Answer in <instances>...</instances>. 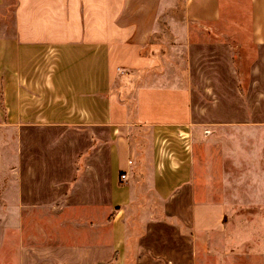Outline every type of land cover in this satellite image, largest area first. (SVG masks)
Instances as JSON below:
<instances>
[{
  "label": "crops",
  "instance_id": "obj_1",
  "mask_svg": "<svg viewBox=\"0 0 264 264\" xmlns=\"http://www.w3.org/2000/svg\"><path fill=\"white\" fill-rule=\"evenodd\" d=\"M8 2L0 264H264V0Z\"/></svg>",
  "mask_w": 264,
  "mask_h": 264
},
{
  "label": "rangeland",
  "instance_id": "obj_2",
  "mask_svg": "<svg viewBox=\"0 0 264 264\" xmlns=\"http://www.w3.org/2000/svg\"><path fill=\"white\" fill-rule=\"evenodd\" d=\"M10 7H11V3L8 2V4L6 5V7L4 8V10L0 9V22L1 21L5 22L6 23L5 26L7 28L9 27V24H10ZM7 24H8V26H7ZM220 28L222 29L221 26H219V29ZM248 32H249V26L248 25L245 26V27L241 26L240 34L236 35L235 38H234V40L231 42L232 43V46H234L233 47L234 49L232 50L233 52H257L256 47L254 45H251L250 44L251 41L249 39V33ZM238 37H241V38L239 40H237ZM261 52H264V48L261 49ZM236 60L237 61L240 60V63L243 64V65H245V63L242 62V61H244L242 58H238V59L236 58ZM241 67H242V65H241ZM177 134H178V142L184 144V142H183L182 139H185V138H182L181 139V137H184V136H182V134L180 132H178ZM217 135L220 136V137H222L221 136V132L220 133H217ZM169 137L170 138L167 139V143L168 144L171 143V141H175L174 138L176 139V137H172V136H169ZM187 144H188V142H187ZM201 175L205 176V168L203 169V172H202ZM204 264H206V260L204 261Z\"/></svg>",
  "mask_w": 264,
  "mask_h": 264
},
{
  "label": "built area",
  "instance_id": "obj_3",
  "mask_svg": "<svg viewBox=\"0 0 264 264\" xmlns=\"http://www.w3.org/2000/svg\"><path fill=\"white\" fill-rule=\"evenodd\" d=\"M129 161V160H128ZM130 162V161H129ZM119 177L121 178V179H123L124 177H125V173L124 172H121L120 174H119Z\"/></svg>",
  "mask_w": 264,
  "mask_h": 264
}]
</instances>
